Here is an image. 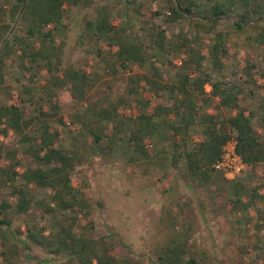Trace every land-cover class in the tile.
I'll use <instances>...</instances> for the list:
<instances>
[{
	"label": "trees",
	"instance_id": "1",
	"mask_svg": "<svg viewBox=\"0 0 264 264\" xmlns=\"http://www.w3.org/2000/svg\"><path fill=\"white\" fill-rule=\"evenodd\" d=\"M7 1H11L10 6L0 4V85L5 80L7 62L15 59L28 74L30 84H23L16 102L6 104L0 100V189L17 201L19 213H28L33 206L39 208L43 221L26 223L24 230L13 231L12 221L6 216L13 205L8 199L0 200V254L7 264L11 255L2 249L13 242L16 232L27 236L28 240L22 241L25 247L35 244L65 259L66 264H223L214 247L180 224L179 213L166 201L157 219L155 244L149 251L134 250L117 229L110 228L105 235L94 234L90 217L96 203L81 183L74 184L73 176L80 166L99 161L96 151L105 154L106 148L110 152L120 145L129 160L144 161V173L167 160L169 168L182 170L190 180L198 181L196 187L218 173L232 174L234 181L248 168L263 164L264 108L258 112L243 102L253 90L241 85V80L264 91V66L256 70L258 64L246 57L241 72H234L240 73L238 82L226 83L213 80L205 64L210 61L218 69L225 66V58L231 57L227 42L232 35L239 38L246 34L248 42L264 46V27L256 36L250 35L254 29L250 20L264 15V0H238L239 19L232 22L231 30L216 31L207 49L185 30H180L176 39L169 38L166 28L147 16L145 0H118L124 5V21L119 24L113 22L115 15L109 9L113 0H27L18 26L7 38L25 0ZM154 1L165 4L166 21L190 19L196 31H215L219 17L231 9L225 8L221 0H215L207 10L201 0ZM75 7L84 12L74 47L76 44L87 51L97 48L96 64L87 61L78 65L73 54H67V41H55L54 31L65 25L67 14ZM162 14L159 10L151 12L152 17ZM140 17L146 23L145 30L134 32L128 24ZM174 52L180 58L183 74L176 82L168 83L163 80L158 62L172 70L175 64L168 56ZM37 67L44 75L39 87L35 80ZM37 93L40 96L36 101ZM215 97L236 113L221 119L214 110H205ZM166 98L169 103H164ZM29 101L37 103L35 113L25 105ZM64 102L81 106L64 113ZM132 108L137 110L136 116ZM164 115L173 117L168 119L172 132L168 146L172 145L173 150L170 156L151 158L154 147L147 139L159 131ZM256 116L260 131L254 125ZM37 122L39 131L34 133ZM226 124L231 132L222 128ZM196 127L201 130L198 139L192 135ZM66 132L75 140L69 147L61 143ZM13 134L25 148L5 147L3 138ZM230 140H235V153L244 165L240 172L216 167L225 159ZM235 182L224 199L235 218L233 233L240 238L254 236L252 242L241 241L236 247L235 261L247 264L264 259V207L257 205L264 202V182L256 186L238 179ZM37 190L47 193L40 197ZM121 246L126 248L124 253L117 252Z\"/></svg>",
	"mask_w": 264,
	"mask_h": 264
},
{
	"label": "rangeland",
	"instance_id": "2",
	"mask_svg": "<svg viewBox=\"0 0 264 264\" xmlns=\"http://www.w3.org/2000/svg\"><path fill=\"white\" fill-rule=\"evenodd\" d=\"M118 0H113L109 5V9L113 12V22L119 24L124 21L121 8L124 7L122 3L118 4ZM203 2V8L206 10L209 8L215 0H201ZM225 2V8L228 9L224 15L219 17V22L216 26L215 31L206 32L204 29L195 30L193 23L190 19H182L177 22L166 21L165 12L166 6L161 1L145 0V7L147 9V16L152 20L163 25L166 28L169 38L176 39L180 30H185L191 35L198 37L200 46L207 49L210 47L215 40V33L219 30L232 29V22L239 19L236 11V4L238 0H221ZM11 1L0 0V4L10 6ZM107 1H104L105 3ZM233 8V10H232ZM153 10H159L164 12L162 15L152 17L151 12ZM81 7L73 8L65 18V25L54 31L55 41L58 43L61 40H66L67 54H73L74 60L78 65L84 62L90 64H96L97 48L91 51H87L83 48L77 47L74 43L77 39L78 32L82 24ZM91 15H95V10L91 11ZM121 12L122 15H118ZM191 16V15H190ZM122 17V18H121ZM193 17V16H191ZM143 17L132 18L128 24L134 32H144L146 23L143 21ZM122 20V21H121ZM18 21L13 23L15 29L18 26ZM254 24V29L251 31V36L256 34L264 27V15L252 18L250 20ZM259 25V26H258ZM12 26V27H13ZM253 27V26H252ZM13 30V32L15 31ZM10 32V31H9ZM7 33V35L9 34ZM6 35V37H7ZM256 43V44H255ZM230 48L231 57L225 58V66L221 68H215L212 63L205 64V68L208 72L212 73L213 80L222 79L224 82H238V75L234 74L235 71L241 72L242 66L246 63V57L258 64V67L264 66V46L257 42H248L246 34L239 38L232 35L227 42ZM106 48V45L104 44ZM175 67L172 70H168L164 66L163 62L159 61L158 66L162 73L163 80L168 83L176 82L177 78L183 74L181 68L180 58L174 52L169 54ZM163 60H165L163 58ZM18 59L14 61L9 60L7 62L8 69L5 73V80L0 85V100L2 103H13L19 100L20 93L23 89V84H30L28 74L24 73L18 67ZM35 80L39 87L40 82H44V75L42 71L36 68ZM244 77L245 73L243 74ZM241 80L243 86L246 89H252L253 92L247 93V99L243 101L247 103L251 108L256 111H260L264 108V91L261 88L256 87L254 84H245ZM35 85V86H37ZM207 91L211 90V85H207ZM39 93V92H38ZM34 97V100H38L39 96ZM26 96V95H25ZM145 97L149 98V93H145ZM164 103H169L167 98ZM29 108L30 113L36 112L37 103L31 101L25 103ZM81 104H73L71 102L62 103L64 113L71 112L76 107H80ZM133 115L138 114L137 110L132 108ZM205 110L213 111L217 113V116L221 119H227L229 116L236 113V110L222 106L219 103V98L215 97L210 101ZM173 117L163 116L162 125L159 131L147 139L153 145V151H150V156L153 158L154 155L162 156L171 154L170 150L172 145L168 144L171 142L172 132L168 128V119ZM68 121V120H67ZM120 123V121H119ZM255 127L260 131L261 125L258 116L254 119ZM40 124L33 127L32 131L37 133L39 131ZM227 132H231L229 125L222 126ZM200 128L196 127L192 131V135L195 139H198ZM168 137V138H167ZM18 136L14 134L11 137H4V144L6 148H25L24 143L19 142ZM120 141V140H119ZM62 145L65 147L71 146L75 143L74 139H71V135L65 133ZM83 143V142H82ZM81 140H77V144L82 145ZM149 143V144H150ZM107 145V142H105ZM107 147V146H105ZM123 146H117L113 151L106 148V153L101 154L96 151V157L99 158L94 165H84L79 167L77 172L73 176L74 184L81 183L85 191L92 197L96 208L90 217L93 221L94 234L105 235L109 232L110 228L117 229L121 232L125 242H127L134 250L137 251H149L155 244V240L158 235L157 230V219L161 211V206L164 201L172 209L177 211L180 215V224L186 225L192 229V232L201 236L207 244L214 247L217 251L219 258L223 261V264H237L236 247L241 241L245 243L252 242L253 237L240 238L239 235L233 233L236 223H232V213L230 212V205L224 199L225 195L231 193L235 181L242 180L247 185H260L264 182V163L256 168H248L239 176H236V180L231 181L233 178L232 174H216L213 178L206 180L203 185L196 187L198 181L190 180L184 171L177 168H169L167 160L159 161L155 167L151 166L150 173H144V169L147 165L144 161L133 162L129 160L128 153L123 151ZM168 150V151H167ZM80 171V172H79ZM192 182L195 184L192 186ZM221 193L217 195L212 193ZM264 192V189L261 190ZM37 195L43 197V194L47 193L46 190H37ZM211 197V198H209ZM8 199L13 205L12 208L7 210L6 216L12 221L13 231L16 228L25 229L26 223L33 224L34 222L40 221L43 224L41 216L39 215V208L33 206L28 213H19L17 211L16 200L9 198L5 194V190L0 189V200ZM202 200V203L199 202ZM101 201L102 205L98 204ZM259 207H264V202L259 201L257 203ZM182 206V210L180 207ZM10 236V235H9ZM13 242L8 243L6 248L2 250L9 251L8 254L11 257L8 259L9 264H66L65 259L60 256L50 253L48 250L31 244L30 247H25L22 241H26L27 236L16 232V236L12 238ZM21 240V241H18ZM29 242V241H28ZM126 248L121 246L117 249L118 253H124ZM264 259H257V261L250 260L247 264H263ZM0 264H7L4 257L0 254Z\"/></svg>",
	"mask_w": 264,
	"mask_h": 264
},
{
	"label": "built area",
	"instance_id": "3",
	"mask_svg": "<svg viewBox=\"0 0 264 264\" xmlns=\"http://www.w3.org/2000/svg\"><path fill=\"white\" fill-rule=\"evenodd\" d=\"M225 150V159L219 162L216 167L219 169L231 168L234 172H240L244 165L240 162L239 157L235 153V140H230Z\"/></svg>",
	"mask_w": 264,
	"mask_h": 264
},
{
	"label": "water",
	"instance_id": "4",
	"mask_svg": "<svg viewBox=\"0 0 264 264\" xmlns=\"http://www.w3.org/2000/svg\"><path fill=\"white\" fill-rule=\"evenodd\" d=\"M26 2H27V0H25L24 5L22 6V9H21V11H20V14H19V16H18L16 22H17L18 19L20 18L21 14H22V12H23V10H24V7H25V5H26ZM190 15L193 16V17H196V15L193 14V13H190ZM14 29H15V25L11 28L9 34L7 35V38L10 36V34L13 32ZM7 38H5V40L3 41V43L7 40Z\"/></svg>",
	"mask_w": 264,
	"mask_h": 264
}]
</instances>
